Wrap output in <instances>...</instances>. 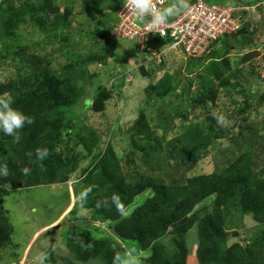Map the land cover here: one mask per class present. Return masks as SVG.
Segmentation results:
<instances>
[{
  "label": "trees",
  "instance_id": "obj_1",
  "mask_svg": "<svg viewBox=\"0 0 264 264\" xmlns=\"http://www.w3.org/2000/svg\"><path fill=\"white\" fill-rule=\"evenodd\" d=\"M257 1L242 0L246 4ZM93 2L92 7L82 11L104 13V0ZM112 2L108 8L118 9L121 1ZM187 2L190 4L189 0ZM217 2L225 3L226 0ZM62 3V0H0V96H12L14 106L33 120L32 124L26 125L21 131L19 142L0 134V165L6 166L8 170L7 177H0V250L11 244L15 231L8 210L3 205V198L8 192L63 183L76 176L71 184L74 185L76 198L89 187L93 190L86 201L76 200L69 212L76 213L81 207L88 209L94 220L107 224L108 233L93 238L90 232L80 231L81 239L76 238L77 226H72L71 238L66 243L68 256L60 255L58 259L64 261L62 264H87L95 259L105 264H114L126 249H131L135 254L144 252L139 254L136 264H189L192 252L195 253L197 264H264V169L257 170L258 163L264 160L260 161L258 156L254 158L251 153L260 145L259 136H255L256 130L251 124H244L239 126L237 134L228 137L226 135L230 129L219 124L221 116L212 113L219 89H223L228 100L232 84L237 83L232 82V79L238 80L241 77V68L231 69L230 53L252 46L244 28L219 37L223 43L217 50L212 49L198 57L187 56L183 52L188 57L187 73L197 74L195 77L199 84L196 92H190L189 89L192 79L189 81L186 78L188 83L183 85H172L168 74L163 78L166 87L162 85L163 81L153 87L149 85L148 89L151 88L152 93L148 98L155 97L161 104L157 118L163 137H167L171 129L176 127L174 119L164 109L166 97L172 102L175 99L184 100L190 106L191 111L186 108L182 112H175L176 117L186 120L193 113L194 118L199 119L186 130L185 135L177 138V144L170 142L174 151H166L165 157L167 159L172 153L175 160L171 165L168 163L171 172H168L167 180L151 181L144 179L142 171L162 170V147L145 113L140 112L127 129L133 149L126 158L114 155L109 143L103 151L99 150L92 155V149L96 146L99 148V138L94 139V147L83 142L86 149H92H87L85 154H78L77 148L68 144V136H63L64 130L70 134L74 128L66 110L75 101L73 91L82 90L79 83L73 80L82 68L81 63L72 62L64 71L62 69L63 85L55 88L52 85L57 82L56 73L47 69L39 72L43 67L40 56L34 53L33 47L22 46L17 39L19 27L28 21L49 36L47 43L51 44L47 45L58 46L54 40L58 36L56 31L60 30L61 35L67 34V14L60 12L59 8ZM64 8L70 16L72 6L65 5ZM50 15L53 17L50 18ZM116 21V16L108 21L103 37L110 34ZM168 43V38L159 34L151 35L145 52L161 49ZM133 52L135 49L130 51ZM242 58H239L240 61ZM202 66L209 68L206 73L198 72ZM3 69L8 70L4 76L1 75ZM250 70L249 77L255 83L260 82L254 77V67ZM40 75L42 77L38 79ZM122 84L123 80L117 79L114 86L120 88ZM103 89L112 94V90ZM246 89H239L245 100L242 108L234 110L239 115L246 114L252 107L249 88ZM100 95L103 96L102 93ZM263 100L264 93L255 104ZM232 103L230 101L229 106ZM196 108H199L198 112ZM223 136L230 142L221 150L217 167L211 173L186 177L187 170L202 158L213 140ZM242 145L249 148L241 151ZM41 150L46 151V157L36 155ZM88 155H92V160L80 167L82 161H87ZM110 157L113 158L106 161ZM24 169H28V172L25 173ZM148 189L150 195L142 202L138 201L140 194ZM113 196L119 198L122 212L117 211L111 202ZM211 196L214 199L208 203L207 199ZM234 202L240 203L243 214H251L252 219L262 225L250 239L251 242L247 241L245 245L234 242L225 248V231L222 227L224 220L231 215ZM129 206L133 208L126 215ZM189 237L192 239L189 240ZM166 238L169 244L164 240ZM194 238H197L198 243L196 249L191 250ZM130 243H134V246Z\"/></svg>",
  "mask_w": 264,
  "mask_h": 264
},
{
  "label": "rangeland",
  "instance_id": "obj_2",
  "mask_svg": "<svg viewBox=\"0 0 264 264\" xmlns=\"http://www.w3.org/2000/svg\"><path fill=\"white\" fill-rule=\"evenodd\" d=\"M217 1L220 0H213V2L219 3ZM62 2L59 8L60 12L67 14L65 24L67 34L61 35L60 30L56 31L58 36H55L54 40L58 46L53 43V45H47L51 44L47 43L49 36L43 29H39L28 21L19 27L17 39L20 40L22 46L33 47L34 53L40 56L43 67L39 72L47 69L56 73L57 82L52 85L55 88L63 85L62 69L64 71L65 67L72 62L81 63L82 68L75 74L73 80L79 83L82 90L73 91L75 101L66 110L67 116L72 119L74 128L70 134L64 130L63 136H68V144L74 146L75 149L77 148L78 154H85L87 149H92H86L83 142L94 147V139L99 138V148L94 147L91 151L93 152L92 155L98 153L99 150L103 151L109 143L114 155H117L118 158L123 155L126 158L128 152L133 149L129 143L130 137L127 129L139 113L143 112L146 114L154 136L160 141L163 168L160 171H142L144 174L142 176L146 180L157 181L162 179L166 181L168 172H171L169 166L175 160L172 153L170 156L168 155L167 159L165 157L166 151L172 149L170 142L174 141L177 144V138L180 135H185L186 130L196 124V120L199 119H195L193 113L186 120L183 117H176L175 112H182L186 108H189L187 111H191V108L184 100L175 99V102H172L166 97L164 109L166 114L171 115L174 119L176 127L171 129L167 137H163V131L157 118L158 108L161 104L155 97L148 98L152 93V89H148V87L149 85L153 87L159 81H163L162 85L166 87L163 78L167 76L165 74H168L172 85L176 83L183 85L192 79L189 89L190 92L195 91L199 82L195 77L197 76L196 73H187L186 71L188 57L179 49L167 50V46H165L162 49L163 53L152 59L140 49L135 48L137 45L135 39L114 38L111 33L103 37L108 28V21L116 14L117 8H108L110 3H113L112 0H104V13L99 14L94 11H82L92 7L94 5L93 0H62ZM230 3L242 6V9L234 12V17L239 20L240 24L237 30L244 28L246 35L250 38L249 40L252 41V46H246L245 49L241 48L230 53L231 69L241 68V77H239V81L232 79V82L237 83L232 84L233 88L228 100L223 89H219L212 113L221 116L219 124L230 129L226 135L228 137L237 134L240 125L251 124L256 130L255 136H259L260 140L259 147L253 149L251 153L254 158L258 156L259 160L263 161L264 100L256 104L255 102L264 93V0H258L252 4L243 3L242 0H232ZM65 5L72 6L70 16H68L69 11L64 8ZM25 16L27 18L28 13ZM52 17L53 15H50V18ZM222 43L218 39L212 44L213 49H219ZM133 49L135 52L130 53ZM240 57L244 59L242 58L240 61ZM251 67H254L256 72L254 77L260 82L255 83L249 77ZM208 69L207 66H202L198 72L206 73ZM7 72V69H3L1 75L4 76ZM41 77L40 75L38 79ZM117 79L123 80L120 88L114 86ZM242 87L244 89L249 88L248 94L252 107L246 114L239 115L234 110L245 105V100L239 90ZM103 88L112 90V94L110 95ZM101 93L103 96L100 95ZM230 101L233 102L232 106H229ZM196 111L198 112L199 108H196ZM229 142L230 140L225 136L213 140L202 158L193 168L187 170L186 177L211 173L217 167L221 150ZM248 148V146L242 145L241 149L243 150L241 151ZM173 151L174 149H172ZM92 155H88L89 158L86 159L87 161H82L80 167L86 166V163L92 160ZM112 158H107L106 161ZM263 169L264 162H259L257 170ZM75 177L73 176L63 183L32 186L28 189L19 188L8 192L3 198V205L8 210L15 231L11 244L5 245L0 250V264H36V257L41 253L47 257L46 264H62L64 261H58V259L60 255L61 257L68 256L66 243L71 238L72 226H77L78 235L76 238L82 237L79 234L80 231L90 232L93 238L108 233L106 231L107 224L94 220L88 209L81 207L76 213L69 212L76 200H79L72 193L74 185L69 184ZM148 195H150L149 189L140 194L137 200L142 202ZM213 199V196L208 198V203H211ZM201 205L199 204V206ZM67 206L68 209L65 208ZM208 206L211 209V205ZM132 208L129 206L125 214L128 215ZM230 213L231 215L227 216L222 227L225 231V248L232 246L234 242H240L243 245L247 241L248 243L251 242L250 239L261 229L262 223L254 221L251 214H243L240 203L234 202ZM190 236L192 235L190 234ZM191 239L192 237H189V240ZM196 239L191 241V250L196 249L198 243ZM164 240L168 244L170 243L168 238ZM130 244L134 246V243ZM140 253L143 254L144 252L140 251ZM139 254H135L131 249H126L114 264H136ZM190 255L189 264H197L195 253L192 252ZM87 264L105 263L95 259Z\"/></svg>",
  "mask_w": 264,
  "mask_h": 264
},
{
  "label": "built area",
  "instance_id": "obj_3",
  "mask_svg": "<svg viewBox=\"0 0 264 264\" xmlns=\"http://www.w3.org/2000/svg\"><path fill=\"white\" fill-rule=\"evenodd\" d=\"M168 0H152L153 5L162 10ZM242 6L225 3H208L195 0L180 16L149 31L150 24L138 19L122 3L117 12L118 21L112 28L114 38L135 39L137 49L144 51L147 40L151 35L159 34L168 38V49H179L187 56L198 57L208 53L212 43L220 36L231 34L239 28V20L234 17V12ZM147 17L145 21L147 22ZM140 47V48H139ZM150 57L159 55L151 51Z\"/></svg>",
  "mask_w": 264,
  "mask_h": 264
},
{
  "label": "clouds",
  "instance_id": "obj_4",
  "mask_svg": "<svg viewBox=\"0 0 264 264\" xmlns=\"http://www.w3.org/2000/svg\"><path fill=\"white\" fill-rule=\"evenodd\" d=\"M120 1H121V5L122 3H124L126 8L138 19L144 21L147 24H150L151 27L149 28V31H153L159 26L166 24L169 21V18L175 17L179 15L182 11L186 10L195 0H191L190 5L188 4L187 0H177L175 4L163 10H158L153 5L152 0H120ZM208 3H212V2H208ZM120 7L116 9L115 16L117 21H118L117 12L120 9ZM146 17L148 18L147 22L145 21ZM213 43H215V41ZM135 48L137 49V45L135 46ZM162 49L163 47L158 50L157 49H152L149 51L147 50L148 53L145 52L146 51L145 49L143 52L146 53L147 56H150L149 54L151 53V51L159 52V55L152 57V58H156L163 53ZM211 49H212V45H211ZM167 50H172V49L167 48ZM14 105H15V100L12 96H7V97L0 96V134L12 137L15 142H19L21 140V135H20L21 131L25 128L26 125L32 124L33 120L30 116L26 115L22 110L18 109ZM36 155L40 158H44L47 156V153L46 151L41 150L38 151ZM24 172L27 173L28 169H24ZM7 176H8V170L6 166L0 165V177H7ZM69 184L71 185L72 182H70ZM92 190L93 189L89 187L84 191H82L80 193L79 200L81 202L86 201ZM72 193L74 195L73 189H72ZM111 202L116 206L117 211L119 212L123 211L118 197L113 196L111 198ZM97 207H99L98 204ZM65 208L68 209V206ZM46 261H47V257L43 253L39 254L36 257V264H46Z\"/></svg>",
  "mask_w": 264,
  "mask_h": 264
},
{
  "label": "crops",
  "instance_id": "obj_5",
  "mask_svg": "<svg viewBox=\"0 0 264 264\" xmlns=\"http://www.w3.org/2000/svg\"><path fill=\"white\" fill-rule=\"evenodd\" d=\"M190 2H191V0H189ZM232 0H226V2H228V3H230ZM177 2V0H168L167 2H166V4L163 6V8H162V10L163 9H165V8H167V7H169V6H172L173 4H175ZM191 4V3H190ZM189 4V5H190ZM185 11V10H184ZM184 11H182L179 15H177V16H175V17H171V18H169V19H174V18H176V17H178V16H180ZM220 47V46H219ZM214 48V46L212 47V49ZM211 49V50H212Z\"/></svg>",
  "mask_w": 264,
  "mask_h": 264
}]
</instances>
